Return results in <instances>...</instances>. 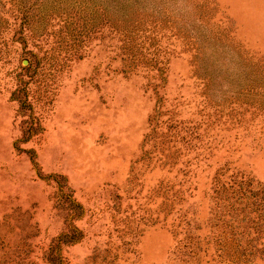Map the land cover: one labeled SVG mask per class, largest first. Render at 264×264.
<instances>
[{
	"label": "rangeland",
	"instance_id": "1",
	"mask_svg": "<svg viewBox=\"0 0 264 264\" xmlns=\"http://www.w3.org/2000/svg\"><path fill=\"white\" fill-rule=\"evenodd\" d=\"M0 264H264V0H0Z\"/></svg>",
	"mask_w": 264,
	"mask_h": 264
}]
</instances>
